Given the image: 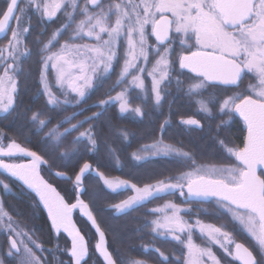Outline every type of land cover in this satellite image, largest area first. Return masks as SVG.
Listing matches in <instances>:
<instances>
[{
	"label": "snow or ice",
	"instance_id": "1",
	"mask_svg": "<svg viewBox=\"0 0 264 264\" xmlns=\"http://www.w3.org/2000/svg\"><path fill=\"white\" fill-rule=\"evenodd\" d=\"M29 10L41 23L63 15V22L37 50L38 95L44 96L47 112L32 111L27 123L35 133L43 132L39 140L42 149L34 151L15 138L5 143V134L0 130V171L38 197L47 210L52 229L56 234L66 233L70 247L60 248L57 244L45 249L34 238V231L21 225L0 199V234L7 237L0 264H5L4 256L11 258L12 264H48L43 254L56 251L70 257L61 261L54 256L57 264H86L90 251L88 241L73 221L75 209L95 229V252L103 264H148L146 260L109 251L105 231L89 203L81 199L86 191L82 180L89 173L113 194L131 191L125 199L108 205L115 215H127L154 199L179 193L181 203L170 199L148 209L152 218L145 219L137 229H147L152 241L159 239L180 246L181 256L174 260H169L155 243L141 246L144 251L158 253L161 264H181V260L182 264H221L214 246L235 264H264V0H25L24 7L20 0H5V7L0 9V39L6 38V43L0 45V114L11 115L15 111L19 77L25 72L24 62L32 55L26 42V34L31 30V17L25 20ZM65 33L67 38L61 41ZM150 38L155 42H150ZM177 38L182 50L174 57ZM117 63L120 69L108 92L120 90L88 105L97 111L77 119L87 111V107H80L81 103L111 77ZM185 70L192 74L187 84L181 78ZM174 72L178 73L175 78ZM145 73L151 80L150 89ZM246 74H251L254 82L227 94L232 88H240ZM173 83L177 92H183L196 104L197 114L206 119L216 115L228 118L217 124V132L234 115L243 120L247 130L243 146H230L224 139L217 141L227 157L234 158V163H200L193 152L166 142L163 134L171 124L166 118L160 124L161 134L151 143L140 145L131 153V159L174 160L180 166L174 174L140 186L131 180L107 176L85 161L73 182L74 203L66 202L41 175V166L49 164L47 155L71 161L84 152L98 150L97 126L90 121L98 120L108 108L115 105L120 114L142 117V105L151 99L153 107L160 108L171 94L165 85ZM133 92L141 101L135 106ZM69 107L74 110L67 112ZM62 112L67 114L52 124L54 116ZM178 123L189 129L203 127L195 116L181 117ZM119 134L128 139L127 131L119 130ZM25 140L30 142L27 136ZM109 152L115 164L122 167L115 150L109 148ZM20 158L27 159L15 162ZM0 188L11 193L10 185L2 179ZM213 201L215 210L197 207L193 215V205ZM225 215L229 221L219 225L200 218L219 219ZM186 216L191 217V222ZM228 223L233 224L232 230ZM237 229L250 237L255 252L237 241ZM197 236L203 243L197 242Z\"/></svg>",
	"mask_w": 264,
	"mask_h": 264
},
{
	"label": "trees",
	"instance_id": "2",
	"mask_svg": "<svg viewBox=\"0 0 264 264\" xmlns=\"http://www.w3.org/2000/svg\"><path fill=\"white\" fill-rule=\"evenodd\" d=\"M25 0H20V6L24 7ZM5 7V0H0V9ZM31 17V30L26 34V42L32 49V55L24 62L25 72L19 77V93L16 98V109L11 115L2 114L0 115V128L9 137L15 138L23 146L31 148L34 151H41L42 145L39 143L40 137L43 136V132L37 134L32 130V126L27 123V118L31 115L32 111L37 109L44 110L45 98L42 94L38 95L40 89L39 84V69L40 63L37 55V50L42 44L47 41L51 33L59 27L63 22V15L59 18L54 19L51 22L41 23L38 16L28 11L25 16L26 19ZM43 29V31H41ZM38 38V40H37ZM67 38V33L64 34L60 39ZM3 42L0 41V44ZM59 45H55L58 47ZM55 50V48L53 49ZM121 54V60H122ZM120 69V63L115 66V71L112 72L111 77L103 82V84L97 87L90 96L81 103L80 107L85 108L100 99H104L106 95H114L115 91H119L120 88H116L115 91L109 93L108 89L110 85L115 81L116 76ZM178 74V73H173ZM51 76V74H50ZM186 76L190 74L184 72L181 77L185 82L187 81ZM174 78V77H173ZM250 82H254V78L251 74H246L240 84V88H232L227 94H231L234 91H239L247 87ZM186 84V83H185ZM148 84V87L150 89ZM170 90V95H167L160 108L153 107L151 99L143 104L144 115L142 117L135 116L133 114H120L118 112V106H112L104 112V114L96 121H90V123L96 124V132L98 139V150L95 152H84L76 159L71 161L63 160L56 155H47L45 158L49 161L46 165L52 177L57 181H64L66 184L72 183L73 178L79 171L80 166L85 162H90L94 169L104 172L110 177H120L122 179L131 180L142 186L145 183L154 182L156 179H160L163 176L174 174V172L180 167L176 161L164 158H153L146 162H136L131 159V153L138 149L142 144L151 143L157 138L160 133V124L166 119H170L171 124L167 127L164 132V139L166 142L175 144L177 147H182L186 151L194 153L196 159L200 163H215V164H231L234 163V158H228L226 153L220 148L217 141L224 139L230 146H242L243 139L245 136V125L235 115L227 126H222L217 132V124L222 120L228 119L226 116L216 115L212 119H206L203 115L196 113V104L190 102L187 97L183 95V92H177L175 83L171 85H165ZM132 104L133 106L140 104L141 101L136 99V93L133 92ZM74 109L69 107L67 112H72ZM97 108L87 107V111L83 112L77 119H82L83 116H89L91 113L96 112ZM67 114L62 112L59 115L54 116L52 124L56 123V120L60 119L61 116ZM195 116L196 119L201 120L203 125L202 129L195 127L189 129L185 126L179 125L178 121L181 117ZM74 122V121H73ZM52 125L50 124L49 127ZM67 125H65L66 127ZM84 127H88L87 124ZM83 130V129H80ZM119 130H124L129 133L128 139H124L120 134ZM47 131V128L44 129ZM73 136L76 133L72 134ZM28 137L30 142L25 140ZM68 139H71L69 137ZM109 148L114 149L116 155H118L122 161V167H118L115 164V160L112 154L109 152ZM54 171H60L66 173L70 178L59 180L54 176ZM6 183H14V179L9 177H1ZM86 185V191L82 195L84 201L89 203L91 210L97 217L98 223L106 233V241L109 251L113 252L117 256H128L131 255L137 259L146 260L150 264H161L159 254L149 249L144 251L141 247L143 244L155 243L156 247L161 248L169 260H174L175 256H181L180 246L173 242H161L159 239L152 241V237L145 229L143 232L137 231L138 227L142 225L145 219H151L152 217L148 214V209H151L157 205L163 204L166 200H175L176 203H181L179 193L175 197L165 196L163 198L154 199L150 203L145 204L143 207L137 208L135 211L128 213L127 215H115L108 205L114 204L120 199H123L127 192H121L119 194L111 193L106 187L98 180L94 174L89 175L84 179ZM74 186V185H73ZM73 190V191H72ZM59 191L69 201V203L75 202L76 192L75 188H59ZM130 195V194H129ZM81 196V197H82ZM17 204L22 207V198L15 199ZM197 207H205L210 211L215 210V202L204 204L202 206L193 205V215L196 212ZM26 210L24 207H22ZM36 210L31 208L30 211L19 212V216L23 217L25 213L32 215L36 214L42 218V222L38 221V225L42 226L44 219L49 218L43 206L39 203L36 206ZM79 211V210H78ZM78 213V212H77ZM16 214V213H15ZM17 214V215H18ZM46 215V217L44 216ZM79 217L87 224L91 231L89 232L81 222H78V228L88 241L90 255L86 259V264H103V261L95 253V243L97 241L95 232L87 221L85 216ZM187 219L191 220L190 216H186ZM201 219L221 224L229 221L228 216H222L217 219L213 216H201ZM41 220V219H39ZM233 224L228 223V229H233ZM41 232V227L37 228ZM83 230V231H82ZM54 234L53 246L56 247L58 244L60 248L70 247V239L66 237L65 233ZM236 239L247 243L251 248L253 242L248 235H245L243 231L236 230ZM39 241H42V237L39 236ZM47 239L45 240V244ZM197 242L203 243L197 236ZM44 244V245H45ZM214 252L218 255L221 260L220 249L214 248ZM53 263L57 264L55 257H58L61 261L70 260V257L66 252H53ZM182 264V260H181Z\"/></svg>",
	"mask_w": 264,
	"mask_h": 264
},
{
	"label": "flooded vegetation",
	"instance_id": "3",
	"mask_svg": "<svg viewBox=\"0 0 264 264\" xmlns=\"http://www.w3.org/2000/svg\"><path fill=\"white\" fill-rule=\"evenodd\" d=\"M81 2H83V0H81ZM14 25H15V20H13V26ZM9 35H10V32H9ZM0 41L5 42L6 38H4V39H2ZM150 42L154 43L155 42L154 38H150ZM181 50L182 49L179 46L178 38H177L176 51L173 54L174 57ZM186 73H188V72H186ZM190 75H192V74H190ZM0 130H1V128H0ZM8 139H9V137L5 135V141L4 142L6 143ZM24 159H27V158L16 159L15 162H22V160H24ZM41 175L44 177L45 180H48V179H46V177L43 175L42 172H41ZM0 176L4 177V178L8 177V175L2 173L1 171H0ZM9 178L15 180V178H12V177H9ZM48 183H50V182L48 181ZM8 184L11 187V193H6V192L3 191L2 188H0V199L3 200V203H4L5 207L11 212V214L17 220H19L21 225H25L26 224L28 229L34 231V233H35V237L34 238H37L39 240V236L42 237V241H39V242L42 243V245H43V247L45 249L54 248V246H53V243H54L53 242V240H54V234H53L54 230L51 227L50 219L47 218L46 215H44L47 218V219H44L45 223L43 222L42 223L43 225L39 226L37 223H38V221L42 222V218L40 216L36 215V214H33V211H32V215L25 213V215L23 217H20L19 214H18L19 212H22L20 210L28 211V212L30 211L31 208H34L36 210L37 209L36 206H39L38 197H36L34 193H31L28 190H26L24 187H22L21 182H19L17 180L14 181V183H8ZM17 198H22V207H24L26 210H24L22 207H20L17 204V202L15 201V199H17ZM39 219H41V220H39ZM39 227H41V230H42L41 232H39V229H37ZM46 239H47V242L45 244V240ZM240 242L244 243L246 246H249L247 243H245L243 241H240ZM6 248H7V237L5 235H3V234H0V255H2L3 250H5ZM214 248L218 249V247H215V246H214ZM252 250L254 251L253 248H252ZM220 251H221L220 252V254H221L220 257H222V259H223V260H221L219 258L221 260V264H235V262H233L230 257H227L226 254L223 253V251L221 249H220ZM52 254H53V252L52 253L45 252L43 254V255H45L47 257L48 264H53V262H52L53 261V255ZM217 257H218V255H217ZM3 258L5 259V264H12L11 258L6 257V256H4ZM148 264H150V263H148Z\"/></svg>",
	"mask_w": 264,
	"mask_h": 264
},
{
	"label": "rangeland",
	"instance_id": "4",
	"mask_svg": "<svg viewBox=\"0 0 264 264\" xmlns=\"http://www.w3.org/2000/svg\"><path fill=\"white\" fill-rule=\"evenodd\" d=\"M25 20L27 21V19H26V17H25ZM15 26V25H14ZM4 43H6V41L5 42H3L2 44H0V45H3ZM120 51H121V54H122V58H123V45H121V49H120ZM152 59H155V57H152ZM122 61V60H121ZM148 67H151V63H149V65H148ZM174 73H176V72H174ZM178 74H173V77L175 78L176 76H177ZM187 77V81L185 82L186 84L187 83H189V82H191L190 81V79H189V77L188 76H186ZM52 77L50 76V79H51ZM145 79H146V84L148 85H151V80H150V78H148L147 77V75H146V73H145ZM54 91H56V89L54 88L53 89ZM59 94V93H58ZM0 115H2V114H0ZM5 134V133H4ZM6 135V134H5ZM7 136V135H6ZM10 139V138H9ZM7 143V142H6ZM51 170H49V168L47 169V166L46 165H43V166H41V172L43 173V175L46 177V179H48L47 181H49L52 185H53V187H55L56 188V190L64 197V195L59 191V188H65L66 190H67V187L68 188H75L73 185L74 184H72V183H68V184H66L64 181H57V180H55V178H53L52 177V175H51V173L52 172H50ZM8 177H10V176H8ZM0 179H1V176H0ZM74 179V178H73ZM122 179V178H121ZM84 186H85V189H86V185L84 184ZM73 191V190H72ZM129 194L131 195L132 193H131V191H129ZM129 194L128 195H126L123 199H125L127 196H129ZM65 198V197H64ZM81 199H83L84 200V198H83V196L81 197ZM65 200H66V202H68L69 203V201H67V199L65 198ZM76 200V199H75ZM120 200H122V199H120ZM119 202V201H118ZM118 202H116V203H118ZM74 203V202H73ZM115 204V203H114ZM79 209H75L74 211H73V221L76 223V226H77V228H78V222L81 220V222L83 223V224H85V226H86V228H87V230L90 232L91 231V229H89V227L87 226V224L85 223V222H83V220L79 217V214H81L80 213V211H78ZM78 212V213H77ZM82 216V215H81ZM190 222H191V220H190ZM81 230V229H80ZM83 231V230H82ZM245 235H247L246 233H245ZM67 237V236H66ZM238 242H240V240H237ZM69 244H70V242H69ZM55 248V247H54ZM213 250H214V248H213ZM54 264V263H53Z\"/></svg>",
	"mask_w": 264,
	"mask_h": 264
},
{
	"label": "water",
	"instance_id": "5",
	"mask_svg": "<svg viewBox=\"0 0 264 264\" xmlns=\"http://www.w3.org/2000/svg\"><path fill=\"white\" fill-rule=\"evenodd\" d=\"M14 20V19H13ZM12 23H13V21H12ZM1 40V39H0ZM186 72H187V70H185ZM189 74V73H188ZM236 117H238L240 120H242L238 115H235ZM243 121V120H242ZM246 129V128H245ZM246 133H247V130H246V132H245V135H246ZM242 146H243V144H242ZM88 163H90V162H88ZM91 164V163H90ZM92 165V164H91ZM2 172V171H1ZM57 172H60V171H54V176L57 178V179H59V180H64V179H68L69 178V176L66 174V173H64V172H60V173H64V174H66V175H64V176H57L56 175V173ZM89 174H86L85 175V177L83 178V180H82V183H83V187L85 188V186H84V179L88 176ZM74 179H75V177H74ZM73 179V180H74ZM42 206H43V204H41ZM43 208H44V206H43ZM45 209V208H44ZM45 211H46V213H47V210L45 209ZM48 214V213H47ZM86 219H87V217H85ZM88 221V220H87ZM88 222H90V221H88ZM90 225H91V222H90ZM91 227H92V225H91ZM92 229H93V232H95V229L92 227ZM63 233V232H62ZM66 234V233H65ZM81 234L83 235V233L81 232ZM67 235V234H66ZM95 235H96V232H95ZM96 238L98 239V236L96 235ZM96 253V252H95ZM98 254V253H97ZM98 256H99V254H98ZM100 257V256H99ZM101 258V257H100ZM101 260L103 261V259L101 258Z\"/></svg>",
	"mask_w": 264,
	"mask_h": 264
}]
</instances>
